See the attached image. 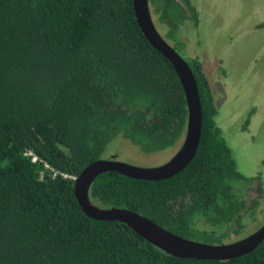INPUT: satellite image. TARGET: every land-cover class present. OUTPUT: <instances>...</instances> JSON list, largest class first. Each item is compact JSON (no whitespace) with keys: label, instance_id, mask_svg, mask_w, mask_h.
Returning a JSON list of instances; mask_svg holds the SVG:
<instances>
[{"label":"trees","instance_id":"obj_1","mask_svg":"<svg viewBox=\"0 0 264 264\" xmlns=\"http://www.w3.org/2000/svg\"><path fill=\"white\" fill-rule=\"evenodd\" d=\"M148 3L165 39L183 49L179 27L199 21L191 0ZM187 64L202 109L190 164L162 181L104 173L89 197L180 237L226 244L257 208L246 196L252 178L237 171L215 122L201 64ZM187 117L180 81L140 31L132 0H0V264H264V241L226 261L181 259L79 208L74 179L111 143L174 150Z\"/></svg>","mask_w":264,"mask_h":264},{"label":"rangeland","instance_id":"obj_2","mask_svg":"<svg viewBox=\"0 0 264 264\" xmlns=\"http://www.w3.org/2000/svg\"><path fill=\"white\" fill-rule=\"evenodd\" d=\"M198 13V25L185 21L178 30L179 49L160 35L187 62L196 59L209 82L217 109L215 122L229 147L237 171L252 178L246 196L257 208L243 215L244 238L264 225V0H191ZM155 23L154 17L152 16ZM181 145V144H180ZM178 148L143 154L126 140L109 145L102 158L137 166H159ZM259 178L261 185L257 183ZM255 198V199H254ZM252 215H254L252 217Z\"/></svg>","mask_w":264,"mask_h":264},{"label":"water","instance_id":"obj_3","mask_svg":"<svg viewBox=\"0 0 264 264\" xmlns=\"http://www.w3.org/2000/svg\"><path fill=\"white\" fill-rule=\"evenodd\" d=\"M138 27L147 42L173 67L182 86L187 105V125L179 149L165 163L137 167L114 157L99 159L87 165L74 179V197L83 214L95 221L120 222L167 255L194 260L226 261L248 254L264 241V225L252 234L226 244H208L175 235L136 212L120 208H100L89 197V189L101 174L114 172L142 181H162L180 173L194 158L198 149L202 109L195 77L187 62L160 35L155 27L148 0H132Z\"/></svg>","mask_w":264,"mask_h":264},{"label":"flooded vegetation","instance_id":"obj_4","mask_svg":"<svg viewBox=\"0 0 264 264\" xmlns=\"http://www.w3.org/2000/svg\"><path fill=\"white\" fill-rule=\"evenodd\" d=\"M179 147H180V146H179ZM179 147H178V149H179ZM256 179H257V183H258V185H259V186H262V185H261V182H260V180H259V178L257 177ZM251 183H252V182H251ZM256 195H258V198H262V197H263L264 193H262L261 187H260V191H258V193L256 192ZM254 199H255V198H254ZM253 202L255 203L254 200H253Z\"/></svg>","mask_w":264,"mask_h":264}]
</instances>
